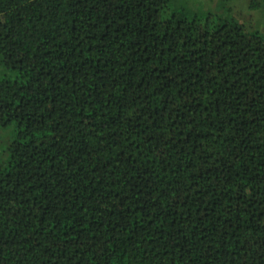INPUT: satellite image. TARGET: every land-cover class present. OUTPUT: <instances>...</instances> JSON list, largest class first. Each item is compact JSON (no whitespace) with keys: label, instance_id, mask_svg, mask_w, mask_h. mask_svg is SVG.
Masks as SVG:
<instances>
[{"label":"trees","instance_id":"16d2710c","mask_svg":"<svg viewBox=\"0 0 264 264\" xmlns=\"http://www.w3.org/2000/svg\"><path fill=\"white\" fill-rule=\"evenodd\" d=\"M172 2L0 0V264H264V34Z\"/></svg>","mask_w":264,"mask_h":264},{"label":"rangeland","instance_id":"374dc122","mask_svg":"<svg viewBox=\"0 0 264 264\" xmlns=\"http://www.w3.org/2000/svg\"><path fill=\"white\" fill-rule=\"evenodd\" d=\"M172 5L183 7L190 12L202 16H211L212 20H235L245 25L248 30L260 31L264 34V0H172ZM258 3L257 6H252ZM5 75H13L5 70L0 62V78ZM14 76V75H13ZM15 135L12 127L0 129V158L4 154L7 145Z\"/></svg>","mask_w":264,"mask_h":264}]
</instances>
